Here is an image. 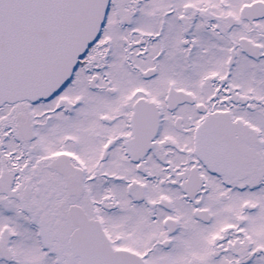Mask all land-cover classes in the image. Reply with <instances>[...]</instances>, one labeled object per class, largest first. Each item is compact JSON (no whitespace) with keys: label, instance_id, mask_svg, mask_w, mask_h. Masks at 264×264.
Returning a JSON list of instances; mask_svg holds the SVG:
<instances>
[{"label":"snow or ice","instance_id":"obj_1","mask_svg":"<svg viewBox=\"0 0 264 264\" xmlns=\"http://www.w3.org/2000/svg\"><path fill=\"white\" fill-rule=\"evenodd\" d=\"M0 264H264V0H0Z\"/></svg>","mask_w":264,"mask_h":264}]
</instances>
